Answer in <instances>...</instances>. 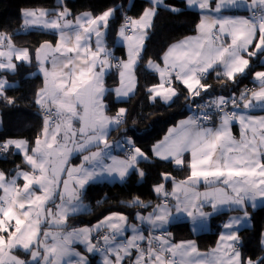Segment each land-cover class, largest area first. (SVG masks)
I'll use <instances>...</instances> for the list:
<instances>
[{"label":"snow or ice","instance_id":"1","mask_svg":"<svg viewBox=\"0 0 264 264\" xmlns=\"http://www.w3.org/2000/svg\"><path fill=\"white\" fill-rule=\"evenodd\" d=\"M149 4L138 19L125 16L117 30L116 39L128 51V59L119 61L105 39L117 6L98 15L83 13L74 21L68 18L67 7L52 13L45 9L22 12L24 28L39 25L56 32L59 39L55 46L45 42L35 50L38 71L44 77L34 101L43 113L40 135L31 146L22 139L0 141V153L15 149L30 168L18 169L15 175L0 171V264H89L87 255L74 250L77 242L86 253H98L101 264H264V256L244 259L236 231L249 218L248 207L264 200V116L248 114L264 108V71H255V86L242 89L239 95L203 100L212 87L204 82L211 72H216L218 80L238 83L237 78L251 70L252 59L264 57V0H186L188 7L200 10L198 35L169 46L162 56L163 67L151 59L147 62L160 78L147 92L150 100L159 98L170 105L179 95L174 86L178 82L187 90L186 100H203L195 104V115L169 128L152 149L153 157L177 166L184 164L183 157L189 153V175L177 182L161 173L165 181L172 180V190L164 183L154 185L159 203L147 215L137 212V223L129 224L124 214L112 213L92 228L64 231L69 216L85 207L86 185L104 176L123 181L132 169L141 178L145 175L138 165L149 157L131 138L113 143L107 139L125 122L127 110L106 114L104 77L109 69L118 70V99L134 91V69L142 58L146 30L152 27L159 7L179 11L164 0H149ZM229 9H245L248 14H225ZM0 49H6L0 50V70L15 72V62L31 63L30 50L16 48L8 34L0 33ZM9 87L7 79L0 77V100L13 104L5 95ZM214 115L219 117L218 126H207ZM233 121L240 125L239 140L230 130ZM113 146L126 148L123 158L111 154ZM73 153L81 155V163L69 167ZM201 185L204 191L198 190ZM127 206L151 207L139 197ZM205 206L211 211H204ZM225 207L242 215L224 222L217 247L210 252L201 253L194 241H171L167 226L174 215L186 214L195 226ZM141 225L148 226L147 236ZM128 231L130 236L125 235ZM93 232L98 237L95 242ZM260 243L264 252V235Z\"/></svg>","mask_w":264,"mask_h":264},{"label":"trees","instance_id":"2","mask_svg":"<svg viewBox=\"0 0 264 264\" xmlns=\"http://www.w3.org/2000/svg\"><path fill=\"white\" fill-rule=\"evenodd\" d=\"M165 4L174 6L179 11L172 12L166 7L158 9L152 27L147 32L141 53L142 58L138 60L135 70L137 80L135 94L125 102H115L110 92L106 96L108 112L114 114L120 108L127 110L125 122L112 133L115 134L116 139L131 138L135 146L149 157L146 162L141 161L138 165L145 175L141 178L134 170L120 184L94 183L88 185L84 190L82 200L89 205V211L69 217L64 230L91 226L111 213H121L133 220L137 212L150 208L128 207L127 204L133 197H139L144 203L155 202L152 191L154 185L164 183L167 190L170 189L172 180L165 181L161 173L170 174V177L175 178L176 181H182L189 175L187 164L183 167H176L170 162L153 158L151 152L153 145L162 139L168 127L190 114V103L194 104L202 100L199 97L194 102L186 100L187 90L178 83L174 86L179 95L170 105L164 104L159 99L154 101L149 99L147 89L158 84L159 79L157 75L147 71V62L151 59L160 63L161 56L170 45L196 33V26L200 19L199 12L187 9L182 0H165ZM113 6H117L119 10L110 21L106 43L113 51L116 61H119L125 57L123 48L115 44L116 33L122 25V18L124 16L139 18L144 9L149 7L148 0H62V2L61 0H0V33L10 35L15 47L27 48L33 55L35 50L45 42L54 46L57 34L41 30L26 31L22 19L24 10L45 9L52 13L67 7L71 13L68 18L72 19L81 13L98 15ZM260 59H252L251 70L247 72L246 77H238V83H232L223 78L218 80L216 72L210 73L204 82L212 87L203 99L221 95L231 97L233 93L239 95L242 89L251 85L253 73L264 68L259 64ZM37 69L38 66L34 62H20L14 73L0 72V76L6 78L8 84L11 85L5 92L6 97L14 100L13 104L0 100L2 119L0 141L25 139L31 146L36 137L40 135L43 118L39 114V106L34 101L35 93L41 88L43 81ZM117 73V69L113 68L107 74L105 84L109 87L115 86ZM18 169H25L18 152L12 150L8 153H0V171L13 175ZM222 216L219 215L211 220L215 227V232L209 237L212 248L223 222ZM262 235H264V206L250 213V225L239 232L241 242L239 249L244 259L256 260L264 256L260 243ZM22 255L24 259L29 258L24 253ZM89 264H96V258H90Z\"/></svg>","mask_w":264,"mask_h":264},{"label":"crops","instance_id":"3","mask_svg":"<svg viewBox=\"0 0 264 264\" xmlns=\"http://www.w3.org/2000/svg\"><path fill=\"white\" fill-rule=\"evenodd\" d=\"M182 1L184 2V4H185V6H186L187 9L198 11L199 14H200V16H201L200 10H199L198 8H196V7H188L187 4H186V0H182ZM148 2H149V0H148ZM164 3H165V0H164ZM165 5H166V4H165ZM149 6H150V4H149ZM159 8H165V7L161 6V7H159ZM28 10H35V9H28ZM81 14H83V13H81ZM81 14H79V15H81ZM225 14L247 15L248 13H247V11H246L245 9H229V10H226V11H225ZM79 15H77V16H79ZM77 16H75L74 18H72V20L74 21L75 18H76ZM114 16H115V15H114ZM48 18L51 19V18H53V17H48ZM22 19H23V17H22ZM137 19H138V18H137ZM199 22H200V19H199ZM199 22H198V23H199ZM25 30H26V31H29V30H41V31H46V32H54V31H52V30L44 29L42 26H39V25H37V26H33V27H29V28H27V29L25 28ZM148 30H149V29H147L146 32H148ZM54 33H56V32H54ZM56 34H57V33H56ZM197 35H198V33H197V30H196V33H195L194 35L189 36V37H196ZM146 37H147V36H146ZM186 38H188V37H186ZM186 38H184V39H186ZM58 39H59V36H58V34H57V40H58ZM105 39H106V38H105ZM184 39H182V40H184ZM94 41H95V37L92 38V46H93V48H94V46H95ZM180 41H181V40H180ZM144 42H145V40H144ZM177 42H179V41H177ZM177 42H175V43H177ZM229 42H230V41H229ZM175 43H173V44H175ZM115 44L123 48L124 55H125V57H124L123 60H127V59H128V51H127V48L123 45L122 42L118 41L117 39H115ZM54 46H55V45H54ZM170 46H171V45H170ZM143 47H144V46H143ZM16 48H21V47H16ZM21 49H22V48H21ZM0 50H6V49H0ZM142 50H143V49H142ZM166 50H167V49H166ZM163 54H164V53H163ZM162 56H163V55H162ZM162 56H161L160 63L155 62V63H157V64H160L161 67L164 66V65H163ZM261 60H264V57H261V59H260V61H259V64H261ZM14 62H15V61H14ZM31 62H34V63L36 64L35 53L32 55V60H31ZM15 63L18 64V63H20V62H15ZM137 64H138V63H137ZM261 65H262V64H261ZM48 66L51 67V65H48ZM263 66H264V65H263ZM136 67H137V65L135 66V69H134V75H136V74H135ZM112 69H113V68H112ZM112 69H109V70L106 72L105 77H104V87L107 89V92H106L105 97H104V103H105L106 105H107V102H106V96H107V93H108V92H110V95H111V97L113 98V100H114L115 102H125V101H128V100H129V99L135 94L136 86H137V80H136V76H135V89H134V91H133L128 97H121V98L118 99V98L116 97V94H115V89L118 88V87H121V84H120V77H119V72H118V70H117V72H118V73H117V84H116L115 86H113V87H109L108 85L105 84L106 76H107V74H108ZM146 69H147L148 72L157 75V76H158V79H159V82H160V78H159V74H158V73H156L155 71L149 69L147 66H146ZM260 71H264V68H263L262 70H260ZM0 72H6V71H4V70H0ZM8 73H14V72H8ZM37 73L42 77V81H43V80H44L43 74H42V73H39L38 69H37ZM211 73H212V72H211ZM177 83H178V82H177ZM178 84H180V83H178ZM180 85H182V84H180ZM42 86H43V84H42ZM42 86H41V87H42ZM182 86H183V85H182ZM254 86H255V85H254V83H253V76H252V78H251V85H249L247 88H253ZM183 87H184V86H183ZM157 99H159V98H157ZM159 100L162 101L161 99H159ZM152 101H153V100H152ZM162 102H163V101H162ZM163 103H164V102H163ZM164 104H165V103H164ZM166 105H168V104H166ZM116 113H117V112H116ZM116 113L111 114L110 112H108V105H107V112H106V114H107L108 116H115ZM191 114H192V113H191ZM191 114L187 115L186 117H182V118L178 119L173 125H171L170 127H168V129L174 127V126H175L180 120L186 119L188 116H191ZM248 114L253 115V116H257V117H259V116H264V108H261V107L254 108V109H252ZM218 123H219V117L216 118V119H214V120L212 121V123L209 124V125H207V126H209V127H216V126H218ZM76 126L78 127V123H77ZM1 127H2V119H1V117H0V130H1ZM168 129H167L166 133L163 135V137H162L161 140H163L164 137L167 135V133H168ZM230 130H231L232 135H233L237 140H239V139H240V125H239V123L233 121V122L231 123V125H230ZM127 138H129V137H123V138L116 139L115 134H113L112 131L110 132L109 136L107 137L109 143H113V142H115V141H117V140H123V139H127ZM22 140H25V139H22ZM161 140H160V141H161ZM26 141H27V140H26ZM27 142H28V141H27ZM125 149H126V148H125ZM125 149L122 150L121 148H118V147L113 146V148L111 149V154H112V155H115V156H118V157H120V158H123L124 156H123L122 153H124ZM152 149H153V147H152ZM13 150L16 151L15 149H13ZM92 150L95 151L94 148H93ZM16 152H17V151H16ZM151 152H152V150H151ZM20 156H21V158H22V160H23V156H22L21 154H20ZM152 156H153V155H152ZM153 158H155V157H153ZM190 158H191V157H190V154H189V153H186V154L184 155V157H183V159H184V164H183V165H181V166H177V165H175V164L172 163V162H170V163H172V164H173L174 166H176V167H183L185 164H188V161L190 160ZM81 159H82V157H81V155H80L79 153H73V154L69 157V163H68V166H69V167L78 166V165L81 163ZM155 159L160 160L159 158H155ZM147 160H148V159H147ZM147 160H142V161H145V162H146ZM160 161H163V160H160ZM164 162H169V161H164ZM23 163H24V160H23ZM24 166H25V169H22L23 171H30V168H29L25 163H24ZM134 170H135V169L130 170V172H129V174L127 175V177H128V176H129ZM13 175H15V173H14ZM65 175H66V174H65ZM127 177H126V178H127ZM126 178H125L123 181H121V180H119L118 178H116L115 176H113V177L104 176V177H101V178L97 179L95 182L89 183L88 185H90V184H94V183H98V184H110V185H112V184H120V183L124 182V181L126 180ZM177 182H179V181H177ZM18 183H19L20 186H22V185H23V180L20 179V180L18 181ZM88 185H86V187H87ZM172 186H173V185H172V183H171V187H170V189H168L169 192H171V190H172ZM165 187H166V185H165ZM166 189H167V188H166ZM198 190H199V191H204L205 188L201 185V186H198ZM152 191H153V189H152ZM153 195H154L155 200L158 201L157 196H156V194L154 193V191H153ZM156 201H155V202H156ZM155 202H147L146 204H150V205H151V207L149 208V210L139 211V212H140L141 214H143V215H147L148 212H151V211H152V207L155 206V204H157V202H156V203H155ZM56 203H59V198H58V197H57V199H56ZM82 203H83V205H84L85 207H84V209H83L82 211L78 212L77 214L88 212L89 209H90L89 205H88L86 202H84V201L82 200ZM262 206H264V200H258V201L256 202V207H255V208H253V207H251V206L248 207L249 218L246 219V220H243V221L241 222V224L237 226L236 231H237V234H238V235H239L240 230H243V229H245L246 227H248V226L250 225V213H251L252 211H255V210L259 209V208L262 207ZM49 207H53V208H54V205H51V204H50ZM204 211H206V212L211 211V208H210L209 206H205ZM77 214H74V215H77ZM111 214H112V213H111ZM111 214H108L107 216H109V215H111ZM120 214H121V213H120ZM74 215H71V216H74ZM135 215H136V214H135ZM135 215H134L133 220L128 218V223H129V224L137 223V221L135 220ZM219 215H220V216L223 215V216H222V217H223V222H222V225H221V227H220V229H219V231H218V236H217V239H216L215 245H214V247L212 248V247H211L212 244L209 242V237L212 235V233L215 232V229H214L215 227L212 225V221H211V220H212V219H216V217L219 216ZM241 215H242V213H240V212H236V211H230V210H228V209L225 207V208L222 209L221 211L216 212V213H213L211 216L208 217V219H207L206 221L200 222V223H198V224L195 225V226H193V225L190 223V221H189L188 217L186 216V214H185V215H181V216H176V215H174V216L172 217L171 223L167 226V232L171 233L170 239H171V241H172L173 243H179V242H181V241H194L195 244H196L197 247H198V250H199L201 253H208V252H210L212 249H214V248L217 247V242H218V240H219V238H220L221 232L223 231V224H224V222H226V221L229 219V217H231V216H241ZM71 216H69V217H71ZM125 216H126V215H125ZM105 217H106V216H105ZM103 219H104V218H103ZM103 219H101V220H103ZM101 220H100V221H101ZM98 222H99V221H98ZM98 222H96L95 224H93V225H91V226L88 225V226H84V227H80V228H85V227H87V228H92V227H93L94 225H96ZM45 227H47V226H45ZM141 228H142V230H143V232H144V235L147 236V234H148V233H147V228H148V226H147V225H141ZM77 229H79V228H77ZM71 230H72V229H71ZM71 230H64V231H71ZM125 235H126V236H130V235H131V232L128 231V232L125 233ZM92 236H93V242H94V236H96V233L93 232V233H92ZM73 248H74L75 251L80 252L82 255H87V258H88L89 263H90V258L95 257V258H96V264H97V263H98V264H101V256H100L98 253H91V254L86 253V251H85V247H84L83 244H80V243H78V242H77V243H74V244H73ZM22 254H23V252H17V253H16V255H18V256H20L21 258H23V255H22ZM23 259H24V258H23ZM27 259H28V258H27ZM125 264H126V262H125Z\"/></svg>","mask_w":264,"mask_h":264},{"label":"built area","instance_id":"4","mask_svg":"<svg viewBox=\"0 0 264 264\" xmlns=\"http://www.w3.org/2000/svg\"><path fill=\"white\" fill-rule=\"evenodd\" d=\"M124 19H125V16L123 17V23H124ZM129 34H131V32L129 33ZM203 102V100H200V101H198V102H196V103H194V104H192V103H190L191 105H190V114L191 115H195L196 114V109H195V104H199V103H202ZM229 109H231V105H229ZM39 114L42 116V118H43V113H42V111H40V109H39ZM216 118H218V116H216V115H214L213 116V119H212V121L214 120V119H216ZM212 121L209 123V124H211L212 123ZM208 124V125H209ZM125 151H126V149H125ZM124 151V152H125ZM123 156H124V154H123ZM96 239H98V237H96V236H94V242L96 241Z\"/></svg>","mask_w":264,"mask_h":264},{"label":"rangeland","instance_id":"5","mask_svg":"<svg viewBox=\"0 0 264 264\" xmlns=\"http://www.w3.org/2000/svg\"><path fill=\"white\" fill-rule=\"evenodd\" d=\"M122 24H123V18H122ZM1 77V76H0ZM207 99H209V97H206V98H204L203 100H207ZM40 109V108H39ZM40 111H41V109H40ZM157 203H159V200H158V202ZM156 205V204H155ZM154 207V206H153ZM157 234H160V233H157Z\"/></svg>","mask_w":264,"mask_h":264}]
</instances>
